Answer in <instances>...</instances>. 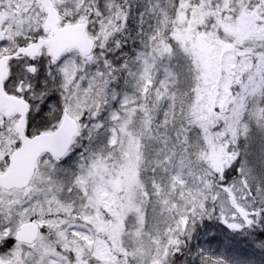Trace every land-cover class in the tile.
Returning a JSON list of instances; mask_svg holds the SVG:
<instances>
[{"label": "snow or ice", "instance_id": "1", "mask_svg": "<svg viewBox=\"0 0 264 264\" xmlns=\"http://www.w3.org/2000/svg\"><path fill=\"white\" fill-rule=\"evenodd\" d=\"M0 264H264V0H0Z\"/></svg>", "mask_w": 264, "mask_h": 264}]
</instances>
